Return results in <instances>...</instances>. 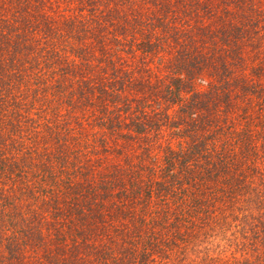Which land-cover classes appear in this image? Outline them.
Wrapping results in <instances>:
<instances>
[{"label": "trees", "instance_id": "16d2710c", "mask_svg": "<svg viewBox=\"0 0 264 264\" xmlns=\"http://www.w3.org/2000/svg\"><path fill=\"white\" fill-rule=\"evenodd\" d=\"M0 264H264V0H0Z\"/></svg>", "mask_w": 264, "mask_h": 264}]
</instances>
